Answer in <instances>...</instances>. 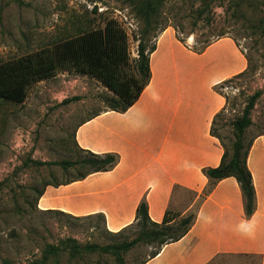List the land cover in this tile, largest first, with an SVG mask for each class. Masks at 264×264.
<instances>
[{"label": "rangeland", "instance_id": "obj_1", "mask_svg": "<svg viewBox=\"0 0 264 264\" xmlns=\"http://www.w3.org/2000/svg\"><path fill=\"white\" fill-rule=\"evenodd\" d=\"M192 3L194 0H167L157 27L144 38L146 49L165 29H173L177 35L176 24L192 28ZM109 18L126 32L133 62L144 25L128 0H0V63L101 28ZM212 18V31L204 26L202 15L190 36H178L183 38L181 44L193 50L196 40L213 33L212 43L230 40L245 59L244 73L216 88L225 99L226 111L216 120L214 130L230 155V123L256 93L259 95L250 111L244 147L256 135L264 134V0L218 1L213 5ZM219 34L223 35L218 38ZM111 96L95 79L60 69L31 85L22 103L0 100V264H143L161 246V239L142 240L118 257L83 250L87 245L129 242L138 236L139 228L134 225L110 234L97 215L76 217L38 207L45 187L90 171L88 165L73 164L63 169L48 164L90 158L77 148L75 130L81 122L108 110ZM179 192L185 198V192ZM212 264H257V260L221 256Z\"/></svg>", "mask_w": 264, "mask_h": 264}, {"label": "crops", "instance_id": "obj_2", "mask_svg": "<svg viewBox=\"0 0 264 264\" xmlns=\"http://www.w3.org/2000/svg\"><path fill=\"white\" fill-rule=\"evenodd\" d=\"M245 66L230 40L196 54L177 40L173 29H165L155 40L150 79L135 103L125 112L102 111L75 130L79 149L116 154L117 164L45 187L39 209L76 217L102 215L105 231L116 234L135 225L136 209L144 200L153 223L160 224L168 209L178 214L177 220L189 213L194 220L181 239L164 244L143 264H212L221 256L264 264V134L253 137L246 160L255 192L253 214L245 217L233 177L217 181L203 196L209 184L203 169L217 167L223 154L210 134L214 116L225 107L214 86Z\"/></svg>", "mask_w": 264, "mask_h": 264}, {"label": "trees", "instance_id": "obj_3", "mask_svg": "<svg viewBox=\"0 0 264 264\" xmlns=\"http://www.w3.org/2000/svg\"><path fill=\"white\" fill-rule=\"evenodd\" d=\"M166 1L128 0L129 6L134 11V14L144 25L137 45V58L133 62L129 59L126 32L116 20L109 18L104 21L101 28L91 29L77 36L61 40L49 47H44L40 50L0 63V100L22 103L26 97L27 89L31 85L46 80L53 76L57 70L63 69L73 71L79 75L89 76L101 83L112 95L108 99V110L125 112L135 103L149 82V56L153 52L155 44L149 49H146L144 38L151 30L157 27V19ZM218 1L221 0H194V3L190 6V13L195 16L193 27L182 28L178 24L175 25L178 30L175 36L180 43H183V38L178 36L179 33L190 36L194 32V27L199 23L198 19L202 15L206 19L204 20V26L209 31H212L214 24L212 10L213 5ZM261 30L264 32V28H261ZM222 35L219 34L217 37L220 38ZM213 36L214 34L210 33L203 40H196L197 47H194L192 51L196 54H201L212 44ZM246 60L248 63V59ZM243 73L241 72L232 78L238 77ZM232 78L215 85V92L217 86L230 81ZM258 95L256 93L249 97L240 115L232 119L230 123L233 137L230 155H228L225 145L214 130L216 120L226 111V103L225 107L214 116L210 134L219 140L223 154L217 167L203 169L204 175L209 180V184L203 191V196L211 192L217 181L233 177L239 185L243 198L244 214L247 218L253 214L255 209V192L251 174L246 164L252 141L244 147L243 137L246 129L251 125L250 111ZM67 102L68 100L64 103ZM79 150L90 155V158L74 163L57 162L48 164L58 165L63 169L73 164L90 166V171L63 184L83 179L91 173L109 171L118 161L116 154L107 153L98 155L89 151ZM61 184L55 185L54 187ZM188 193L190 194V192ZM97 216L104 224L103 216ZM177 217L178 214L176 212L168 209L160 224L153 223L148 217L146 202L142 200L135 214V225L139 228L137 237L117 246L87 245L82 249L99 251L101 253H112L118 257L119 253L128 251L142 240L156 242L161 239L160 249L164 244L181 239L187 233L194 220L193 213H189L179 220L176 219ZM157 251L149 258L154 257Z\"/></svg>", "mask_w": 264, "mask_h": 264}]
</instances>
